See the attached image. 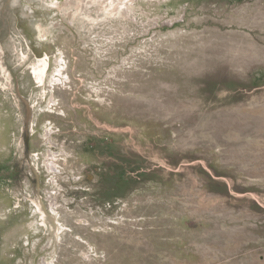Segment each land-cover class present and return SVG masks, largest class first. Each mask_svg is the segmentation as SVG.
Masks as SVG:
<instances>
[{"label":"rangeland","instance_id":"374dc122","mask_svg":"<svg viewBox=\"0 0 264 264\" xmlns=\"http://www.w3.org/2000/svg\"><path fill=\"white\" fill-rule=\"evenodd\" d=\"M0 264H264V0H0Z\"/></svg>","mask_w":264,"mask_h":264},{"label":"bare ground","instance_id":"6f19581e","mask_svg":"<svg viewBox=\"0 0 264 264\" xmlns=\"http://www.w3.org/2000/svg\"><path fill=\"white\" fill-rule=\"evenodd\" d=\"M47 68H48V61L47 60H44L41 63L39 62V65L34 70L35 75H36V79H37V81H38L39 84H42L43 83V77H44V74H45ZM27 113L28 114L25 115L26 125H24L25 127L23 129H24V133L26 132L27 135H31L33 133V131H34L33 125H32L33 124L34 114L32 113L31 110H28ZM21 140H23V138ZM30 153H32V152L30 151ZM29 162H30L29 165H31V168H32V170L34 172V175L33 176H35V178H37V173H39V171H38V168H37L36 164L33 162V158L32 159H29ZM37 179L40 180L39 178H37ZM35 203L37 204V209H38L37 211L42 216V218L44 220V224L47 227V230H49V231L51 230V232L53 233V235H56L57 236L59 230H58L57 224L55 222V218L46 211V208L44 207V204L42 203L41 200L37 199V201Z\"/></svg>","mask_w":264,"mask_h":264}]
</instances>
